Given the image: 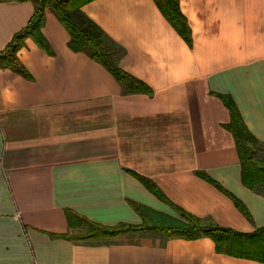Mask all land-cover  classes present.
<instances>
[{
  "label": "crops",
  "instance_id": "0c3cea01",
  "mask_svg": "<svg viewBox=\"0 0 264 264\" xmlns=\"http://www.w3.org/2000/svg\"><path fill=\"white\" fill-rule=\"evenodd\" d=\"M192 44L154 0H93L84 12L124 49L120 67L150 92L125 93L100 62L72 50L52 11L0 68V264H264L220 253L204 236L155 231L86 238L89 222L140 225L135 205L178 218L141 180L188 213L240 232L264 226V187H247L235 101L264 158V0H180ZM35 11L0 0V51ZM215 180L247 206L248 219ZM87 219V220H85Z\"/></svg>",
  "mask_w": 264,
  "mask_h": 264
},
{
  "label": "trees",
  "instance_id": "16d2710c",
  "mask_svg": "<svg viewBox=\"0 0 264 264\" xmlns=\"http://www.w3.org/2000/svg\"><path fill=\"white\" fill-rule=\"evenodd\" d=\"M31 1L35 6L34 14L28 24L13 36L5 49L0 51V68H13L21 71L26 76L29 75L18 57L19 50L25 45V41L28 38L35 40L47 53L54 54L52 46L43 32L47 11H52L70 34L69 47L76 52H84L103 64L123 86L125 93L151 91L146 83L120 67L119 60L124 54V49L84 12L83 6L93 0ZM154 1L169 23L191 45L192 31L187 17L181 10L180 0ZM222 98L231 112V120L228 127L235 137L241 160L243 182L251 189L256 186L264 187V163L257 158L260 141L247 127L232 97L222 95ZM201 176L229 195L248 219L252 218L243 201L231 194L215 180L207 177V175L201 174ZM139 177L158 198L168 202L178 213L179 217L174 218L161 214L145 205H135V209L143 219L142 224L107 227L85 219L88 221L87 224H89L91 230L85 236L86 238L116 237L131 231H155L164 234L168 238L183 237L189 240L208 236L214 241L216 250L220 253L253 258L264 262V226L257 228L253 232H240L232 228L216 225L209 220L196 217L173 204L153 181Z\"/></svg>",
  "mask_w": 264,
  "mask_h": 264
},
{
  "label": "rangeland",
  "instance_id": "374dc122",
  "mask_svg": "<svg viewBox=\"0 0 264 264\" xmlns=\"http://www.w3.org/2000/svg\"><path fill=\"white\" fill-rule=\"evenodd\" d=\"M53 13V12H52ZM54 14V13H53ZM55 15V14H54ZM257 158H258V160L259 161H261L262 163H264V158H261V157H259V155L257 154ZM257 187V186H256Z\"/></svg>",
  "mask_w": 264,
  "mask_h": 264
}]
</instances>
